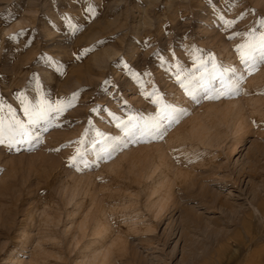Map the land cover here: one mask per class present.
Masks as SVG:
<instances>
[{"label": "rangeland", "instance_id": "rangeland-1", "mask_svg": "<svg viewBox=\"0 0 264 264\" xmlns=\"http://www.w3.org/2000/svg\"><path fill=\"white\" fill-rule=\"evenodd\" d=\"M261 32L264 0H0V119L63 108L39 143L0 145V264H245L264 248V65L248 74L237 50ZM175 65L195 83L227 67L245 79L239 95L197 104ZM157 92L186 109L179 122L92 163L97 131L121 135L110 114L153 117ZM194 125L212 146H193ZM77 148L89 166L69 162ZM221 202L248 207L246 224L226 226Z\"/></svg>", "mask_w": 264, "mask_h": 264}, {"label": "snow or ice", "instance_id": "snow-or-ice-1", "mask_svg": "<svg viewBox=\"0 0 264 264\" xmlns=\"http://www.w3.org/2000/svg\"><path fill=\"white\" fill-rule=\"evenodd\" d=\"M85 12L90 13L92 16L96 15V9L92 4H88L85 8ZM62 19L66 21L69 30L72 32L77 30L78 25L73 23L72 19L67 14H64ZM231 23H233V21H225V24ZM237 50L241 54L240 63L244 66L245 71H247L248 74L256 71L259 65H264V32L260 33L258 39L254 38L246 44L238 45ZM195 51L199 50L195 49ZM208 58L212 61V67L215 70L217 66L214 56L209 53ZM47 59L51 62L52 58L47 57ZM159 59L162 63L164 62V57L161 56ZM194 59L203 66V62L199 57H194ZM125 67H127V65H125ZM175 67L177 82H179L180 87L191 101L197 104L200 102L201 98L218 100L223 96L233 94L239 95L241 83L245 79L243 72H238L235 68L227 67L224 68L223 71H215L210 78L201 75L198 78L200 82L195 83L196 77H192L191 74H185L180 69L179 65H175ZM132 75L135 77L137 74L133 73ZM217 79L219 81V87L212 83V81ZM185 81H187V83ZM193 83H195V86L190 87ZM143 94L148 95V93ZM73 99H75V94H73ZM152 102L157 105V108L155 116L150 118L128 116L127 120H124L115 116V114H110L113 120L116 121V127L120 130L121 135L108 136L97 131L96 137H98V139L92 141V148L95 156L92 163L110 159L112 154L118 151L122 146H127V143L135 142L143 137L151 136L153 138L162 139L167 127L171 126L173 123H178L180 117L186 114L185 108L175 103L165 102L163 96L158 92L153 95ZM71 106V101H69L67 107ZM23 111L27 118L26 121L17 119L13 114L7 126H5L3 119H0V145L7 143L11 147L12 145L31 143L32 140L39 143V131L41 129L47 131V126L51 124V118L48 116V113L54 111L59 114L63 111V108L60 106L53 107L52 105H44L41 101L38 102L37 105H29L26 103ZM33 132L37 134L34 136ZM78 159L83 160V153L80 148L76 149L75 155L69 157V162L75 163ZM83 162L85 167L89 166L88 161L83 160Z\"/></svg>", "mask_w": 264, "mask_h": 264}, {"label": "bare ground", "instance_id": "bare-ground-1", "mask_svg": "<svg viewBox=\"0 0 264 264\" xmlns=\"http://www.w3.org/2000/svg\"><path fill=\"white\" fill-rule=\"evenodd\" d=\"M238 104V103H237ZM231 108V107H230ZM190 133H192L193 135H189L187 138H189V139H195L196 140V142L194 141L193 142V146H200V145H207V144H210V146H212L213 144H211L210 143V141L212 140L211 138H212V136H210L211 138H207V133H206V130L202 127V126H200V125H194L193 127H192V129L190 130ZM190 133H188V134H190ZM194 134H196V135H194ZM209 136V135H208ZM217 138V137H216ZM215 139V138H214ZM177 141V140H176ZM180 142H181V140H179L178 142H177V144H179L180 145ZM183 142H184V140H183ZM191 146H192V144H191ZM180 150L181 151H185V148L184 147H180ZM167 163H166V161H164V165H166ZM215 177V176H214ZM213 177V178H214ZM235 180L236 179H233V178H230V179H227V180H220L219 179V177H215L214 178V180L211 182L212 184H214V185H217L218 183H222V185H219V187H221V188H224V187H227V186H229V184H232V183H234L235 182ZM252 192H253V194L254 195H257L258 194V189L257 188H255V189H253L252 190ZM209 193H210V199L212 200L211 201V204H205L206 205V207H207V210H206V212H212L213 210H211V208L215 205V204H213L212 202H215L216 200H218V195L216 194V193H212V192H210L209 191ZM260 202V201H259ZM264 202V201H263ZM201 203H202V201H201ZM204 203H205V200H204ZM222 203V202H221ZM201 206H202V204H200ZM204 205V206H205ZM222 205H223V207L221 208V207H219L220 209H221V216H224V215H228V218H229V220H225V224H226V226L227 225H229V224H233V223H235L238 219V223H241V225L243 224L244 225V223L246 222V220H245V216H246V214L248 213V207H246V208H239V209H237V208H233L231 205H229V204H227V203H225V202H223L222 203ZM212 206V207H211ZM216 206V205H215ZM203 207V206H202ZM209 207H211V208H209ZM209 208V209H208ZM254 209L255 210H257V211H262L263 209H264V205H259L258 204V207L256 206V207H254ZM247 212V213H246ZM250 212V211H249ZM263 212V211H262ZM249 214H251V215H254V211H251ZM122 216H123V214H121ZM125 215V214H124ZM118 216H120V215H118ZM255 216V215H254ZM248 217H246V219H247ZM251 218V217H250ZM246 224V223H245ZM103 225H105V224H103ZM107 231H108V227L105 225L104 226V230L103 231H100V229H99V227H97V229L95 230V233L99 236L98 238H104L106 235H107ZM235 237V236H234ZM236 238V237H235ZM96 238H94L93 239V243L94 242H96ZM230 241H231V239H230ZM236 242V241H235ZM234 242V243H235ZM237 242H238V245L240 246V245H243V241H242V239H241V237L240 238H238L237 239ZM112 244V243H111ZM229 244V243H228ZM243 248V247H242ZM96 256V255H95ZM248 257H247V259H246V263L245 264H264V248H259V249H253V250H251V252H249L248 253V255H247ZM93 257H94V255H93Z\"/></svg>", "mask_w": 264, "mask_h": 264}]
</instances>
